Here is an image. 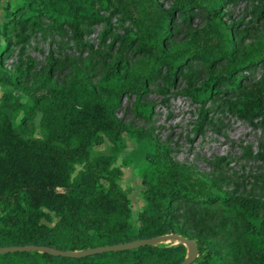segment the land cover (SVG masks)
I'll list each match as a JSON object with an SVG mask.
<instances>
[{
	"label": "trees",
	"instance_id": "1",
	"mask_svg": "<svg viewBox=\"0 0 264 264\" xmlns=\"http://www.w3.org/2000/svg\"><path fill=\"white\" fill-rule=\"evenodd\" d=\"M229 2L175 0L166 8L158 0H22L0 31V86L29 97L21 102L5 93L0 99V111L5 110L0 116V248L82 251L178 234L194 239L204 254L193 264H239L244 256L248 264H264V187L262 195L231 190L227 177L180 165L152 129L126 124L118 114L123 100L134 98L136 116L152 121L153 105L144 102L150 83L161 79L159 92L165 93L186 79L184 94L200 106V132L208 120L207 106L213 104L252 124L264 123V77L250 83L264 68V36L242 50L240 29L226 19ZM193 11L204 13V26L190 31L185 41H175L176 19L186 20ZM107 12L128 23L115 40L153 61L149 73L133 70L123 57L105 62L97 82L75 70L59 84L53 76L59 61L53 57L41 73L35 72L25 55L33 31L49 21L54 30L68 28L81 44L83 29L107 21ZM16 50L18 62L9 69ZM195 66L209 71L201 85L194 82ZM38 116L43 139L34 137ZM125 135L149 146L142 174L146 207L135 234L116 157L91 155L94 146L106 139L120 143ZM216 218L220 228L242 230L225 254L207 232ZM173 243L80 259L17 252L1 255L0 264H181L187 248Z\"/></svg>",
	"mask_w": 264,
	"mask_h": 264
},
{
	"label": "rangeland",
	"instance_id": "2",
	"mask_svg": "<svg viewBox=\"0 0 264 264\" xmlns=\"http://www.w3.org/2000/svg\"><path fill=\"white\" fill-rule=\"evenodd\" d=\"M158 1L166 8L173 6L175 2V0ZM230 1L225 9L228 16L226 19L240 29L242 38L238 41L243 50L264 36V0ZM21 4L22 0H0V31ZM104 15L107 21L83 29L81 44L68 28L54 30L50 28L49 21H45L42 30L31 33L25 48V55L35 64V72L41 73L47 67L49 58L53 57L59 61L53 74L54 80L59 84L68 82L75 70L97 82L104 72L105 62L123 57L133 70L149 73L154 68L153 61L135 54L134 49L127 47L121 39L115 40L116 36L124 35L125 29L129 27L128 23L122 22L116 14L111 15L107 12ZM188 15L186 20L176 19L178 33L174 35V40L177 42L185 41L190 31L199 29L205 24L204 13L193 11ZM18 55L19 51H14L8 61L9 69H13L17 64ZM24 61L26 62V59ZM193 74L197 85L203 84L209 77V71L202 66L193 67ZM263 77L262 67L250 77V83H256ZM187 85L186 79H179L175 88L160 93L161 79L150 83L144 102L153 105L152 121L136 116L134 98L124 99L118 114L126 124L152 129L161 141L172 149L176 163L205 175L227 177L231 180V190L245 189L249 194L262 195L264 123L252 124L229 112L218 110L217 105L213 104L207 106L210 111L208 120L200 132L198 130L200 106L184 94ZM5 93L16 95L21 102H26L29 98L12 87L0 86V99ZM4 113L5 110L1 109L0 116ZM22 118L23 114H20L14 122L18 124ZM40 119L41 116H38L35 120L34 137L43 139ZM148 149L146 142L138 141L129 135H125L120 143L106 139L104 144L91 149L92 157L114 155L115 165L121 167L123 171L119 184L128 194L133 212L132 234L136 233L139 214L146 207L142 174L148 165L146 159ZM101 186H104V182ZM207 225H209L207 232L210 238L217 242L223 254L229 251L232 243L237 242L242 234V230L231 228L230 225L226 229L220 228L217 218ZM174 245L178 243H173ZM200 255L204 254L200 253L199 257ZM227 260L233 263L232 256H227ZM239 264H248L245 256Z\"/></svg>",
	"mask_w": 264,
	"mask_h": 264
},
{
	"label": "water",
	"instance_id": "3",
	"mask_svg": "<svg viewBox=\"0 0 264 264\" xmlns=\"http://www.w3.org/2000/svg\"><path fill=\"white\" fill-rule=\"evenodd\" d=\"M172 242L183 244L187 248V252H188L187 256L181 264H193L197 261L199 257V249L196 241L194 239H190L178 234H168L150 239H141L129 243L90 248L82 251H63L53 247L35 246V245L2 247L0 248V256L11 253H17V252L19 253L36 252V253H46L54 257L80 259V258H86L108 252L129 251L145 246L155 247L161 244L172 243Z\"/></svg>",
	"mask_w": 264,
	"mask_h": 264
}]
</instances>
